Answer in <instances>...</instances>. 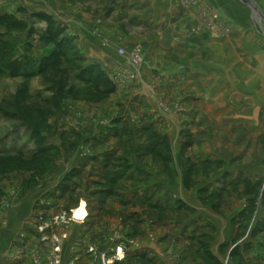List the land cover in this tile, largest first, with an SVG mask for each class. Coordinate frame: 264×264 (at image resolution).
Returning <instances> with one entry per match:
<instances>
[{"label": "rangeland", "instance_id": "obj_1", "mask_svg": "<svg viewBox=\"0 0 264 264\" xmlns=\"http://www.w3.org/2000/svg\"><path fill=\"white\" fill-rule=\"evenodd\" d=\"M216 3L159 13L143 0H0V42L20 66L0 67L2 223L24 204L37 218L61 214L96 187L93 221L123 227L114 242L130 244L132 264H264V0ZM165 27L169 53L156 48ZM144 44L176 75L126 103L121 68L143 78ZM93 67L111 86L82 79ZM26 237L12 244L17 264L33 261Z\"/></svg>", "mask_w": 264, "mask_h": 264}, {"label": "crops", "instance_id": "obj_2", "mask_svg": "<svg viewBox=\"0 0 264 264\" xmlns=\"http://www.w3.org/2000/svg\"><path fill=\"white\" fill-rule=\"evenodd\" d=\"M139 1L140 0H137V3H139ZM143 1H145V4H144L145 9L154 8V9H157V12H159V13H161L162 11L165 12V10H166V12L171 11V8H173L175 6V4L180 3V0H152V1L151 0H143ZM210 1H213V0H210ZM215 2H217L216 4L220 7L221 6L222 7H224V6L229 7L230 6V5L226 4V2H228V0H215ZM231 8H232V6H231ZM194 12L195 11H193V14H195ZM224 14L226 15L227 12H224ZM225 15H224L223 21L227 22L225 19ZM141 17L142 18H144V17L148 18V13L147 14L145 13L143 15L140 14V16H138L137 18H141ZM234 19H235V17H234ZM185 20H186V18L183 19L181 21V23L185 22ZM224 22H222V23L224 24ZM180 32L185 34L187 31H185L183 29V31L180 30ZM163 33L166 34V38L161 43L160 48H159V46H156V48L158 51H160V49H161V51H163L164 53H169L170 49H171V45L168 44V40H170V37L167 36V34H170L169 30L165 27ZM204 38H207L206 34H204ZM155 40H158L157 37L156 38L154 37V41ZM144 48H145V50H144ZM141 49L145 55V56H143L144 59L147 57L149 58L146 60L144 66L142 67L143 72H142L141 77H143V78L141 80L134 82L131 79L127 78L128 75H130L129 72L132 70L129 67V66H132V64L130 62L128 64V66H124L123 68H121V69L125 68L126 70H128L127 75H126V77L124 75L125 79H123V80H124V82L130 84V86L128 88L129 90L127 91L129 93H127V95H132V97H133V98H129V97L125 96L123 101H125L126 103H131V102L134 103V101L137 99L138 100L145 99V100L149 101L147 99V97H150V99L152 100L153 95L151 93V90H152L153 84L158 85V88L161 87L162 85H166V84L168 85L169 80H171L176 75L175 66H173L172 69H169V71L163 72V71H161L160 67L155 66L154 65L155 63L154 64L152 63V56L150 53H148L146 44L142 45ZM107 55L111 56V54H107ZM129 61H131V60H129ZM122 71L123 70H120L121 73H122ZM164 71H166V70H164ZM145 81H147L149 86L145 83ZM132 89H134V91H132ZM143 89H145L149 92V96L144 94ZM155 97H157V96H155ZM201 104L203 105V103H201ZM202 105H201V109H200L201 112H203L202 111L203 110ZM152 114H157V117H160L159 110H157L156 113H152ZM98 182L99 181L95 182V184L97 185ZM98 184H100V183H98ZM103 189H104L103 186L100 185L99 191H103ZM93 191H95V192H93ZM90 192L87 195L82 194L78 198L76 197V201L77 200L78 201L75 204V206H72L68 209H65L66 211H68L72 208L77 207L80 202H83V203L87 204L88 214H89L88 221L84 225H74V226H71L68 228L60 229V232L65 231L69 234L68 245L64 249V261L66 263L70 262L71 260L76 259V264H102L100 258L98 257V254L97 255H91L88 253L87 246H84L83 243L81 245H79V242L82 241L83 238H85L87 240L88 244L96 246L98 253L99 252L106 253L109 256H112L116 246H118L117 244H115L114 239L116 238L117 232H121L123 230V227H121V225H119V224H116V227L115 226L114 227H107V225L105 226L102 223H100V224H98V222L94 223V221H93L94 220V213L98 212V210H97V206H98L97 199H98V197L97 196H101V193L99 192V194H98L96 192V187H95V189H92ZM92 192L94 194H92ZM103 194H104L103 196H106L105 193H103ZM115 196L118 197V199L123 201V203H124V201H125L124 199H125L126 195H123V193L121 192V195L118 194ZM33 204L31 205V208L28 204H24L23 207L20 208L19 210L8 211L7 213L5 212L3 214V216L5 217L3 219H5V221L3 223H2V219L0 217V219H1L0 220V264H17L15 259L20 258V252L17 251L18 246L12 247V244L14 242L15 237L18 234H20L21 232L24 233V235L27 234V238H29V240H31L32 237L30 235L33 233V230H32L33 226L32 225L37 220V216H36L37 214H35V213H33L32 215L30 214V211L32 210ZM48 204H46V205H48ZM27 205L29 207H27ZM35 205H36V203H35ZM48 206H50V204ZM108 209L109 210H107V211H111L114 208L112 205H110V207ZM115 209L117 212H121L125 208L123 209V207L121 206V203H119V204H117ZM37 210H38V207H37ZM39 210H41V209H39ZM41 211H47V210L44 209ZM58 214H60V213H55V214L53 213L51 216H55ZM132 215H134V214H132ZM23 231H25V232H23ZM93 231H96V236H98L96 240H93L92 237H90V233ZM31 242L34 243V240H32ZM119 245H121V244H119ZM124 245L127 249L126 258L124 259V261L116 263V264H132V263H130V260H131L130 258L135 257V259H138V257H139L134 252H133L134 254L132 252H130V244H124ZM28 258H29V256H28ZM26 264H32V261L31 262H30V260L26 261ZM154 264H159V263L157 261H154Z\"/></svg>", "mask_w": 264, "mask_h": 264}, {"label": "built area", "instance_id": "obj_3", "mask_svg": "<svg viewBox=\"0 0 264 264\" xmlns=\"http://www.w3.org/2000/svg\"><path fill=\"white\" fill-rule=\"evenodd\" d=\"M121 55H125V51H120ZM142 54L140 51H136L132 55V62L134 65H140L142 63ZM89 218L87 204L80 202L75 208L65 211L61 214L42 218L38 217L33 223V233L31 234V240L27 246L29 255L32 256L33 264H76V259L70 262L64 261V249L68 245L69 234L65 231L60 232V229L68 228L74 225H84ZM24 238V237H23ZM34 240V243L31 241ZM23 239V244L25 243ZM84 241V242H83ZM31 242V243H30ZM83 243L87 246L88 253L91 255H97L100 258L102 264H116L124 261L126 258V247L124 244L116 246L112 256L106 253H98L97 247L88 244L85 238L79 242V245Z\"/></svg>", "mask_w": 264, "mask_h": 264}, {"label": "trees", "instance_id": "obj_4", "mask_svg": "<svg viewBox=\"0 0 264 264\" xmlns=\"http://www.w3.org/2000/svg\"><path fill=\"white\" fill-rule=\"evenodd\" d=\"M18 26H19V24H18ZM49 38L51 40H52V38L54 39L53 36H50ZM60 49H64V46L59 44V45H57L56 50L54 52H52L53 54L51 56H57L58 54L63 53V51ZM12 53H13V50L11 49V47L8 43L0 42V67L3 65H6L7 67L13 69L12 72H10V74L18 72L16 69H17V67H20L17 63H14V62H13V64L10 63L11 62L10 57H11ZM39 65H40V63H39ZM40 69H41V66H40ZM19 71H20V69H19ZM96 75H98V77H95V78L101 80L104 84L111 86V81L109 80V78L103 72H101L97 67H93L87 71H85V70L81 71V77L85 81H92L93 79H95V78H93V76H96ZM38 114H40V112ZM24 115H25V112H24ZM38 119L42 120L43 115L40 114ZM24 122H25V120H24ZM26 126L29 129L32 128L31 125H29V124ZM32 126L34 127V125H32ZM35 129L36 128H34V130ZM37 144L39 147L44 145L42 143L41 138L37 140ZM38 150H40V148ZM44 152H45V150L42 149L41 153L44 154ZM50 162H51V160H50ZM15 164L16 165H26L25 163H15ZM237 251H239V250H237V249L234 250L232 255H235L237 253Z\"/></svg>", "mask_w": 264, "mask_h": 264}]
</instances>
